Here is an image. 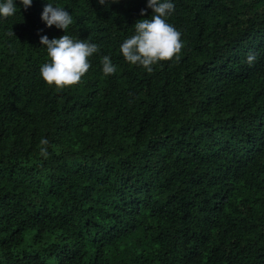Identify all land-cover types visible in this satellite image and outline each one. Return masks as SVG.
Here are the masks:
<instances>
[{
    "label": "trees",
    "instance_id": "obj_1",
    "mask_svg": "<svg viewBox=\"0 0 264 264\" xmlns=\"http://www.w3.org/2000/svg\"><path fill=\"white\" fill-rule=\"evenodd\" d=\"M46 2L98 46L67 88L39 75ZM146 3L0 17V264H264V0H173L183 46L151 72L119 51Z\"/></svg>",
    "mask_w": 264,
    "mask_h": 264
},
{
    "label": "clouds",
    "instance_id": "obj_2",
    "mask_svg": "<svg viewBox=\"0 0 264 264\" xmlns=\"http://www.w3.org/2000/svg\"><path fill=\"white\" fill-rule=\"evenodd\" d=\"M100 2L103 3L104 0ZM17 4L26 10L31 6L32 0H0V17L13 16ZM146 7L151 9L150 19H140L134 23L133 34L123 39L119 51L128 64L151 72L154 65L177 56L183 42L181 33L167 22L174 11L173 0H147ZM140 15H145L144 10H141ZM40 18L46 26H55L64 33L59 38L49 39L46 35L40 37V45L44 47L48 57L40 66V78L47 85L58 89L76 85L91 67L90 58L98 52V46L86 39L66 34L73 23V17L65 7L46 2ZM252 59V55L247 57L249 62ZM101 65V71L106 76L116 71V66L107 55L102 57ZM40 144V156L46 159L49 141L42 138Z\"/></svg>",
    "mask_w": 264,
    "mask_h": 264
}]
</instances>
